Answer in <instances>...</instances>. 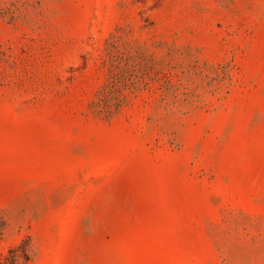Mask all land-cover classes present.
I'll return each mask as SVG.
<instances>
[{"label":"rangeland","instance_id":"rangeland-1","mask_svg":"<svg viewBox=\"0 0 264 264\" xmlns=\"http://www.w3.org/2000/svg\"><path fill=\"white\" fill-rule=\"evenodd\" d=\"M264 264V0H0V260Z\"/></svg>","mask_w":264,"mask_h":264},{"label":"trees","instance_id":"trees-1","mask_svg":"<svg viewBox=\"0 0 264 264\" xmlns=\"http://www.w3.org/2000/svg\"><path fill=\"white\" fill-rule=\"evenodd\" d=\"M0 264H16V259H14V258H5L4 261L0 260Z\"/></svg>","mask_w":264,"mask_h":264}]
</instances>
